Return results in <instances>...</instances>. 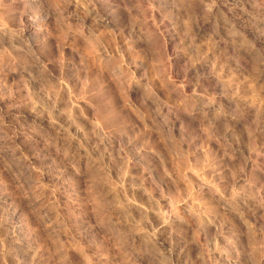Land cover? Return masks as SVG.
<instances>
[{
	"label": "rangeland",
	"instance_id": "374dc122",
	"mask_svg": "<svg viewBox=\"0 0 264 264\" xmlns=\"http://www.w3.org/2000/svg\"><path fill=\"white\" fill-rule=\"evenodd\" d=\"M0 264H264V0H0Z\"/></svg>",
	"mask_w": 264,
	"mask_h": 264
}]
</instances>
